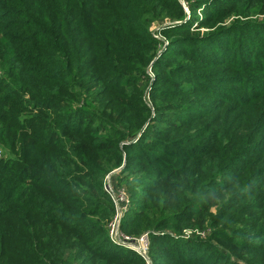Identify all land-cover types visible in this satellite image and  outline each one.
I'll return each instance as SVG.
<instances>
[{
    "label": "trees",
    "instance_id": "16d2710c",
    "mask_svg": "<svg viewBox=\"0 0 264 264\" xmlns=\"http://www.w3.org/2000/svg\"><path fill=\"white\" fill-rule=\"evenodd\" d=\"M185 2L190 13L178 0H0V264H147L110 241L104 176L126 163L122 173L150 175L136 180L150 190L206 159L217 167L193 175L176 191L186 201L161 207L152 223L167 233L211 229V238L153 230V263L264 264V21L218 26L249 17L248 0ZM166 18L177 22L161 30L171 46L155 60L150 28ZM154 60L157 83L179 90L151 93L154 128L142 131L137 119L129 131L110 124L114 137L105 140L101 121H109L95 100L141 83ZM192 90L217 103L157 102ZM168 110L188 114L167 123ZM215 111L212 119L223 120L215 139L204 137L212 123L191 133ZM197 141L199 149L185 148ZM150 212L145 196L123 226Z\"/></svg>",
    "mask_w": 264,
    "mask_h": 264
},
{
    "label": "rangeland",
    "instance_id": "374dc122",
    "mask_svg": "<svg viewBox=\"0 0 264 264\" xmlns=\"http://www.w3.org/2000/svg\"><path fill=\"white\" fill-rule=\"evenodd\" d=\"M178 1L180 3H183L187 12L190 13V11L188 10V7L186 6L187 3L185 2V0H178ZM205 1H208V0H205ZM248 1L249 3L247 5V9H249V12H251V15L249 17H241V16L233 15V16L225 18V21H223V23L218 24V26H231L233 22L241 21V20L243 21H250V20L264 21V0H248ZM200 15H201V11L199 10V17ZM175 23L177 22H173L172 20L166 18L162 21H157L152 24L150 28L151 35L153 38H156L159 41L158 46H160L159 51L156 54L157 56L155 60L161 57V54L163 53V51L167 50L168 47L171 46L170 45L171 40H169L167 36H163L161 34V30L164 27L173 25ZM199 31L202 34L208 30L205 28H202ZM199 31L196 29H192L191 33L193 35H196L199 33ZM155 60L151 64L148 65L146 69L147 76L141 77L142 79L141 83H136L135 85L131 87L117 89L114 92H109L107 94L101 95L95 100L98 106V109L101 111L103 117L105 116V119L109 121V122L101 121L104 127L108 129V130H104L102 134V135H105L104 136L105 140L109 138L113 139L114 137V134H113L114 131L111 125L117 126V127L119 126L120 128L126 131H129V127L132 128V126L133 127L136 126L137 121L134 119L141 120L142 123L145 125L142 131H145V129H149V125H151V127L154 128L153 126H156V125H152L153 124L152 119L149 116H150V113L152 114V116L156 115L157 111L154 107L153 100L151 99V93L156 90H158V92L161 94H164L167 90L168 91L179 90L178 88H174V86L170 83H166V84L162 82L157 83L156 73L152 69V65L155 62ZM185 60H188V59L185 58ZM193 70L194 72H197V73L202 72L201 68L200 69L195 68ZM203 71L210 72L207 69H204ZM187 86H189V88H192V85L190 84H188ZM192 91H193V94L190 96H183L179 98H170L169 96H166L163 99L159 98L157 102L166 103L169 101H181L182 104L183 103H199V104L211 103L212 104L216 101L212 97H209L205 94H201V93L198 94L194 92V90ZM93 92H95V90ZM146 109H148L149 111ZM173 111L174 110H168L164 112L165 116L172 115V117L168 118L167 123H171L169 122V120H173V119L181 120L184 114H188V111L186 110L185 111L180 110L177 112H173ZM172 113H178V115H182V116H180V119H179L178 117H175L174 114ZM216 115H217L216 111L213 112L212 115H208V114L205 115L206 116L205 118H203L201 121L197 122L195 125L190 127L191 133H194L197 129L200 130L202 127H205L206 125L208 126V124L212 123L209 125L210 132L207 133L204 137L215 139L214 134H216V132L219 131V129L222 130V126H223L220 123L223 120H218L219 119L218 116L217 118L212 119ZM167 123H164L162 127L167 126L168 125ZM182 135H184V133L182 134V132H180L179 136L181 137ZM244 136L246 138L247 134L244 133ZM177 138H178V135L177 137H175V139ZM137 139H138V136L134 141L136 142ZM128 142L130 141L127 140L126 143ZM201 144H202V141H197L196 143H190L186 145L185 148L196 150V149H199V146ZM3 152H0V156ZM163 158L167 160L166 157L163 156ZM168 160L171 161V159L169 158ZM125 165L126 163L122 167L116 168L115 170L107 173L104 176V182H103L104 193L108 195V197L111 199L112 204H113V210H114L113 211L114 216L113 218L111 217L109 220L111 219L113 220L116 214L118 213V211L116 212V209H115L116 206L117 208H122L124 210L123 211L124 218L122 219L121 225L118 228L119 231L117 234L114 235V238H116L120 246L113 244L115 247H121V248L127 249L126 246H131L127 243H124L126 239H128L133 242L134 246L132 248L136 250L135 251L133 249H127V250H130L134 254H137L139 257H141L144 260V263L154 264L153 257L151 254V248L150 246H148V249H147V246L145 245V242H147L148 245L150 244L151 233L153 230H155L153 233L156 232L159 235H165L166 233V234H169V236L171 235L172 237H176V238L179 237V235H182V237H184L185 239H187L188 237L195 236V235H200L202 239L211 238L210 236L211 229H207L204 232H202V231L194 229L195 227H190V228L188 227L187 229H183V230H179V228H177V230H170L167 233L165 231H158L157 228L153 226L152 221H155L159 218L158 210H160L161 207H165V206L172 207L174 205H178V204H181L182 202H185L186 201L185 194L179 195V193H177L176 191L178 189L185 188L193 180V175L198 176L199 173H202L203 170H206L208 167L216 168L217 167L216 162L213 165L208 164L207 159L206 161L205 160H194V161L188 162L185 169H183V171L180 173L179 175L180 177L172 185L167 186L164 184H160V186H158L157 188H153L150 190L144 186H140L136 182V180L150 181L151 179L150 175L147 173H142V172L134 173L133 175H127L125 173H122V171H124L123 169L125 168ZM177 167H182L181 163ZM128 180L136 184L134 183H133L134 185L129 184ZM106 190L108 191L106 192ZM145 196L149 198V204L152 203L155 206V212H150L149 216H151V218H149V216L148 217L144 216L143 218H141L139 225L135 226V228L124 227L123 223L128 213V210H130L131 207H134L135 201L137 202L142 201V199H144ZM105 206H107V203H105ZM119 213L122 214V212H119ZM96 219H99V218H96ZM110 222L109 224L107 223L105 227L107 228L109 237L111 239L112 231L109 230ZM246 225L247 224L244 221H238L236 226L244 227ZM178 232H181V234H179ZM256 235H254L253 237H256ZM110 241L112 243V240ZM214 242L220 244L219 241L214 240ZM123 243L125 246L123 245ZM145 249L147 250V254H146L147 256H145L146 258L142 257L139 254V252L141 251L143 252ZM105 261L107 260L102 259L99 262L100 264L101 263H108V264L114 263L112 261L111 262H108V261L105 262ZM118 263H121V261H119Z\"/></svg>",
    "mask_w": 264,
    "mask_h": 264
},
{
    "label": "built area",
    "instance_id": "2783aa9c",
    "mask_svg": "<svg viewBox=\"0 0 264 264\" xmlns=\"http://www.w3.org/2000/svg\"><path fill=\"white\" fill-rule=\"evenodd\" d=\"M108 190H106V192H107ZM116 206V205H115ZM115 209H116V212L118 211V213L116 214V216L114 217V219L110 222V225H109V230L110 231H112V234H111V239L110 240H112V244H114V245H119V242H117V240H116V238H114V235L115 234H117L118 233V231H119V227H120V225H121V222H122V219L124 218V215H123V209L122 208H117V206L115 207ZM119 212H122V214H120ZM124 243H127V244H129V245H131V246H126L127 247V249H133L132 247L134 246V244H133V242L132 241H130V240H128V239H126V241L124 242ZM124 243H123V245H124ZM145 245L147 246V249H148V243L147 242H145ZM120 246V245H119ZM125 246V245H124ZM134 251L136 250V249H133ZM139 252V251H138ZM139 254L142 256V257H144V258H146L145 256H147L146 254H147V250L145 249L143 252L141 251V252H139Z\"/></svg>",
    "mask_w": 264,
    "mask_h": 264
}]
</instances>
